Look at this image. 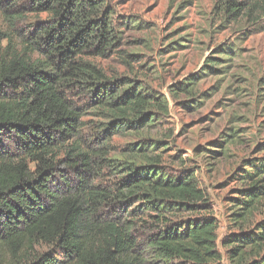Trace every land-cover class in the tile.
<instances>
[{
    "label": "trees",
    "instance_id": "trees-1",
    "mask_svg": "<svg viewBox=\"0 0 264 264\" xmlns=\"http://www.w3.org/2000/svg\"><path fill=\"white\" fill-rule=\"evenodd\" d=\"M219 7L231 21L264 23V0ZM113 15L104 0H0V264H219V245L234 264L258 257L264 220L244 227L264 201V158L248 162L249 186L232 200L241 231L219 240L195 171L168 173L161 141L110 156L112 136L166 109L85 60L117 45ZM89 111L105 122L89 125Z\"/></svg>",
    "mask_w": 264,
    "mask_h": 264
},
{
    "label": "rangeland",
    "instance_id": "rangeland-1",
    "mask_svg": "<svg viewBox=\"0 0 264 264\" xmlns=\"http://www.w3.org/2000/svg\"><path fill=\"white\" fill-rule=\"evenodd\" d=\"M104 2L114 14L118 43L105 57L85 60L111 81L126 80L123 90L138 86L166 106L148 110L156 120L152 126L112 136L110 156L125 161L120 153L129 144L140 138L161 141L155 155L168 173L195 171L218 222V239L238 233L232 200L249 186L242 179V172L251 170L248 162L264 158V23L231 21L219 0ZM190 82L195 83L190 95L171 93ZM93 114L84 117L89 125L105 122ZM263 220L264 201L244 230ZM219 251V264H234L225 257L226 248L219 245ZM254 262L264 264V248L245 264Z\"/></svg>",
    "mask_w": 264,
    "mask_h": 264
}]
</instances>
